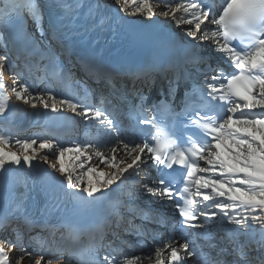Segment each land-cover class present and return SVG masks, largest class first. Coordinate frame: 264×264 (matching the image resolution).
Listing matches in <instances>:
<instances>
[{
    "label": "snow or ice",
    "instance_id": "6c2138e0",
    "mask_svg": "<svg viewBox=\"0 0 264 264\" xmlns=\"http://www.w3.org/2000/svg\"><path fill=\"white\" fill-rule=\"evenodd\" d=\"M117 2L126 10L129 0ZM12 12L19 19L21 27L25 22V14L30 15L33 21L40 19L37 0H13ZM133 12L143 13L145 17L151 18L154 16V6L149 0H141L140 3L134 4ZM177 13H185L190 18L179 17ZM162 15L171 16L178 25L187 26L185 37L181 39V50L185 55L199 59L201 49H211L232 69V74L226 75V83L220 82L219 88H216L217 78H213V84L209 86L210 96L226 102L228 114L219 122L213 118L202 125L210 142L207 145L195 144L191 149V157L194 158H190L188 153L180 149L166 156L164 149L169 144L168 134L157 126L152 137L153 142L130 147L129 144L120 141L127 150V155L131 157V162L121 167L124 161L116 163L115 156L112 160H103L102 162L115 169L109 173L98 172L99 178L107 177L106 179L94 181L92 174L97 171L94 167H88L87 172L76 174L74 167L66 165V155L70 160L80 161L82 156H88L87 150L91 145L59 147L49 140L40 142L38 149L33 147L37 143L34 139L17 140L16 143L25 153L23 156L15 152H5L0 148V170H6V165L31 168L33 161L37 159L36 153L46 149L56 156L58 165L56 162L48 161L47 155L42 159L63 176L66 187L95 198L97 193L102 197L105 190H109V186L121 180V177L127 180L126 173L138 174L142 170L141 165L148 160L169 169L173 165H179L186 168V180L192 182L194 192L187 183L183 191H178L164 178L156 181L157 187L144 185V191L161 200L165 197L183 199L182 204L177 202L176 210L182 217L183 225L188 229L203 227L197 222L201 217L207 222L217 215L215 211H200L197 207L198 204L211 200L212 207L219 210L223 214L222 219L227 218L231 224L248 229L251 227L248 223L250 220L253 224L259 225L262 234L260 243L264 246V0H219V3L215 0H208L207 3L204 0H191L188 3H176L174 6L168 4ZM25 37H28L26 30ZM200 41L207 43L201 45ZM233 42H239L243 47L233 46ZM63 50L71 54L70 47L64 46ZM4 60L5 57H0V64ZM220 75L225 76L223 69L220 70ZM13 91L18 100H24L25 103L39 102L46 110L59 112L66 107L73 113L77 112L78 105L71 99H57L52 95L45 98L42 94L26 97L28 91L26 87L21 91H15L14 88ZM10 98L11 94L4 96L5 101ZM6 107V103H0V114L5 112ZM82 115L86 119L100 120L103 113L85 107ZM106 123L112 126L111 120H107ZM0 141L6 142L7 138L0 135ZM29 149L32 150L31 154ZM112 151L115 153L116 149L113 148ZM95 155L103 158L104 154L96 151ZM88 159H91V156H88ZM200 160L208 167L201 168L198 164ZM79 167L83 169V162ZM198 172L201 175L197 176ZM84 176H87L86 186H83ZM193 196L201 197V200L193 199ZM214 197L222 199H213ZM207 207L205 205V208ZM257 209L260 215H255ZM17 247V243L0 240V264H10L9 253ZM182 247L188 250L189 256L193 254L188 243H184ZM167 248L170 249L172 264H179L183 257L179 255L177 247L168 244ZM25 255L31 264H42L44 259L42 256L34 259L31 253H26L21 247L19 259L13 264H25ZM155 255L154 264H165L163 248H156ZM139 260L140 257L129 258L124 264H138ZM46 264H52L51 260ZM113 264L116 262L113 261Z\"/></svg>",
    "mask_w": 264,
    "mask_h": 264
},
{
    "label": "bare ground",
    "instance_id": "6f19581e",
    "mask_svg": "<svg viewBox=\"0 0 264 264\" xmlns=\"http://www.w3.org/2000/svg\"><path fill=\"white\" fill-rule=\"evenodd\" d=\"M111 4H113L115 7L119 8L120 10L123 11V13L126 16H129L131 18L134 19H138V20H149L152 18H159L163 21H165L166 25L169 27H172L174 29H176L179 33L182 34L183 37H185L186 34V28L187 26L185 25H178L176 23L175 20H173L171 18V16L169 17H164L162 15L163 11L167 10V5L168 4H173V6L176 3H188L191 2V0H172L169 2H157L156 0H149V3L151 5L154 6V16L151 18L145 17L143 13H134L133 12V6L134 4L140 3L141 0H129L128 5L126 6V10H124L122 8V6L117 2V0H105ZM2 3H5V5H8L9 7L13 5V0H0V5H2ZM38 3V2H37ZM27 15V14H25ZM177 16L182 17V18H190L189 16H187L185 13H177ZM85 23V21H83ZM34 24V22L32 23V25ZM203 28V25H202ZM90 30V27H81L80 31L81 32H88ZM214 30V28L212 29ZM191 39V38H188ZM199 43H201L202 45L206 44L207 42L205 41H200ZM214 43V42H213ZM1 46V44H0ZM204 51H206V53H208L209 55L216 57L218 59H221V57L219 55H217V53L211 49H202ZM3 57V56H0ZM1 69V67H0ZM6 75L4 74L3 76H0V103H6L8 109H16L19 107H25L27 109H30L33 105H42L39 102H28L25 103L24 100H18L15 96V92L13 91V89L15 88V91H21L23 88V85H21L17 80H9L7 79V81L5 80ZM7 90L10 94H11V98L8 101L4 100V94H3V90ZM100 90V95L101 98H109V95L107 94V92L100 86L99 88ZM44 95L45 98H47L50 94L49 93H40V91L38 90L36 91H32V90H28L26 93V97L28 95H31L33 97L37 96V95ZM1 116V114H0ZM82 119L83 121L87 122L88 119H86L83 115H82ZM102 121V117L100 118V120L94 119V125H95V130H101L105 127L104 123H101ZM94 130V131H95ZM0 135H3L7 138V141H0V148H3L5 152H15L21 156H23L25 153L22 149V147L20 145H18L16 143L17 140H36L37 143L36 145H34V148H39V143L42 142L43 140H47V139H40L39 137H35L32 134H29V138L23 137V138H19L13 135H10L3 126H0ZM87 138L89 141L88 142H83L80 139L76 140V141H67L64 143H60V144H56L53 142L54 145H57L59 147H75L77 145L83 147L85 145H91V148L87 150L88 152V156H91V159H88V156H82L80 161H76L74 159H69L68 156L66 155L65 157V162L66 165L71 167H74L76 169V174H79L80 172H87L88 167H94L96 168V172L93 173V180L95 181L96 179H106L107 177L104 178H99L98 177V172L99 171H103L105 173H109L112 171H115L114 168H112L108 163L106 162H102L103 160H112L113 156H115V162L116 163H120L121 161H124V164H121L120 166L123 167L125 166L126 163L131 162V157H129L127 155V150L124 149L123 144H121L119 142V139H113L112 141L106 142V143H97L94 139V136H87L85 137ZM50 141V140H49ZM52 142V141H51ZM126 143V142H124ZM129 144L130 147H136L137 145L142 146L140 143H127ZM115 148L116 152L113 153L112 149ZM58 151V149H56ZM99 151L101 153H103V158L100 156L95 155V152ZM32 153V150L29 149V154ZM44 155L48 156V161L50 162H56L58 165V160L56 159V156L52 153L49 152L48 150H39L36 153L37 159H35L33 161V167L29 168L27 166H15V165H11L8 166L6 165V170H0V206L1 204H3L4 202L7 201H11V200H17L19 198H22L24 193H26L29 189L33 188L36 186V180L33 179V175L34 172L38 169H50L53 171H56L52 168L49 167L48 162H45L42 157ZM81 162H83V169H81L79 167V165L81 164ZM142 167V165H141ZM204 167H208V165L206 163H204ZM58 172V171H56ZM130 181V183L127 184V187H125L124 189L119 190L120 192V196L123 197H127L128 200L126 202H136V201H131V196L128 193L130 191L131 192H136L137 194H141L140 197L141 199H147V193L146 192H142V189H144V185L145 184H138V183H134V180H139L142 179L143 180V176H141L140 174H135L132 177H128ZM84 185L86 186V182H87V176H84ZM144 181V180H143ZM149 183V182H147ZM134 187L136 186L137 188H134L131 190V188L129 189V187ZM149 187H154V186H150ZM210 192V190H208ZM213 199H222V198H217L214 197ZM210 211H215L217 212V215L214 217L216 223L219 225V227H224L227 228L224 230L223 235L225 236V239L231 240L234 239L235 237H239L240 235H244L246 233L251 234L255 227L258 226L256 224H253L250 220L248 221V223L251 225L250 228L245 229L243 226H236L234 224H231L229 222V220L227 218H223L222 216L223 214L219 212V210L215 209L212 207V205L209 207ZM232 213H230L231 215ZM255 215H260V211L259 209L256 210ZM38 233V232H37ZM33 235L32 239H42L43 237H37L36 234H31ZM41 235V234H40ZM29 237V235H28ZM49 237H45L44 238V242H46V244L48 243H56L57 240H51L48 241ZM3 240V239H0ZM243 240V239H242ZM8 241H12V240H8ZM106 243V241H105ZM110 246H114V244H120L123 243L122 239L121 240H116L115 243H112L110 241H108ZM165 244L162 246H157V245H150L148 247V249H144L138 252H134V251H129V252H125L124 254H113L110 257H106L104 256L100 261L97 260V262H92V263H87V264H113V261L116 262V264H124V261L126 259L129 258H134V257H140V260L138 261V264H154L155 260H156V255H155V249L156 248H163L164 249V258L165 256L169 253V249L167 248V245L169 243L164 242ZM244 244L246 242H242L239 241L238 245L240 244ZM125 244V242H124ZM21 247L22 246H18L16 249L12 250L9 253V261L10 264H13L14 261L19 259L20 256V252H21ZM23 248V247H22ZM24 249V248H23ZM26 251V253H31L34 259H39L41 256L44 257V259L42 260V264H46V262L48 260H51L52 264H82L79 261H75V260H71V259H64L63 255L62 258H53L51 256H53L52 254H48V255H39L37 253L38 250L36 251H32V250H28V249H24ZM25 264H31V261L28 260L27 255H25Z\"/></svg>",
    "mask_w": 264,
    "mask_h": 264
}]
</instances>
